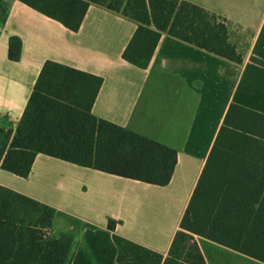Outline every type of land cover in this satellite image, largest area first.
<instances>
[{
	"label": "crops",
	"instance_id": "obj_1",
	"mask_svg": "<svg viewBox=\"0 0 264 264\" xmlns=\"http://www.w3.org/2000/svg\"><path fill=\"white\" fill-rule=\"evenodd\" d=\"M185 1L229 23L242 64L164 35L150 66L137 68L123 58L137 24L97 6L78 32L17 0H10L0 22V129L15 133L45 63L52 61L103 79L95 117L178 152L165 187L45 155L37 156L27 179L0 169V186L59 212L56 235L77 236L71 264H118L107 228L111 219L119 222L116 234L167 258L230 106L264 115V67L252 62L264 61V0ZM13 36L23 44L19 62L8 57ZM198 243L202 252V243L214 244Z\"/></svg>",
	"mask_w": 264,
	"mask_h": 264
},
{
	"label": "trees",
	"instance_id": "obj_2",
	"mask_svg": "<svg viewBox=\"0 0 264 264\" xmlns=\"http://www.w3.org/2000/svg\"><path fill=\"white\" fill-rule=\"evenodd\" d=\"M78 32L91 6L118 13L137 24L123 53L131 65L147 69L164 35L242 64L222 17L185 0H17ZM10 0H0V22ZM22 40H9L8 57L19 62ZM264 67V61L252 58ZM103 85L99 76L56 62L45 63L15 133L0 129V169L27 179L38 155L110 175L165 187L172 181L176 149L95 117ZM59 212L0 186V264H71L78 239L54 234ZM108 230L118 264H207L195 240L210 241L264 264V115L232 104L169 255ZM84 228L95 229L86 224ZM51 233V236L49 234Z\"/></svg>",
	"mask_w": 264,
	"mask_h": 264
},
{
	"label": "rangeland",
	"instance_id": "obj_3",
	"mask_svg": "<svg viewBox=\"0 0 264 264\" xmlns=\"http://www.w3.org/2000/svg\"><path fill=\"white\" fill-rule=\"evenodd\" d=\"M55 234V233H54ZM51 236V233L49 234ZM200 238L196 237L198 242ZM202 249L208 264H261L243 255L224 249L216 244L202 243Z\"/></svg>",
	"mask_w": 264,
	"mask_h": 264
}]
</instances>
